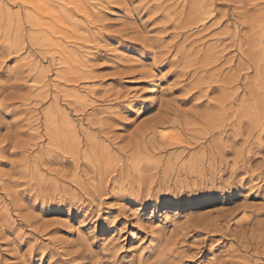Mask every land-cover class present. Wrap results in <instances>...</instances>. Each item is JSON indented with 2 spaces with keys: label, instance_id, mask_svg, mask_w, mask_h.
<instances>
[{
  "label": "rangeland",
  "instance_id": "1",
  "mask_svg": "<svg viewBox=\"0 0 264 264\" xmlns=\"http://www.w3.org/2000/svg\"><path fill=\"white\" fill-rule=\"evenodd\" d=\"M0 264H264V0H0Z\"/></svg>",
  "mask_w": 264,
  "mask_h": 264
},
{
  "label": "bare ground",
  "instance_id": "2",
  "mask_svg": "<svg viewBox=\"0 0 264 264\" xmlns=\"http://www.w3.org/2000/svg\"><path fill=\"white\" fill-rule=\"evenodd\" d=\"M161 124L158 122L154 125H151V126H148L145 128V133L147 134V132H150L151 134H153L154 136L158 135L157 134V129L160 128ZM159 133V132H158ZM143 134V133H142ZM149 134V133H148ZM145 135V134H144ZM142 136V135H141ZM162 137V140H163V144H169V145H172L173 144V138L172 137H169L167 135H163L161 136ZM170 139V140H169ZM176 139V138H175ZM94 152V151H93ZM96 154V153H95ZM103 154V153H102ZM102 157V156H101ZM100 157V158H101ZM106 157V156H105ZM114 162V161H113ZM173 213H175L174 211H167L164 213V218L165 219H169L171 216H173ZM175 215V214H174Z\"/></svg>",
  "mask_w": 264,
  "mask_h": 264
},
{
  "label": "snow or ice",
  "instance_id": "3",
  "mask_svg": "<svg viewBox=\"0 0 264 264\" xmlns=\"http://www.w3.org/2000/svg\"><path fill=\"white\" fill-rule=\"evenodd\" d=\"M206 259H207V257H206Z\"/></svg>",
  "mask_w": 264,
  "mask_h": 264
}]
</instances>
